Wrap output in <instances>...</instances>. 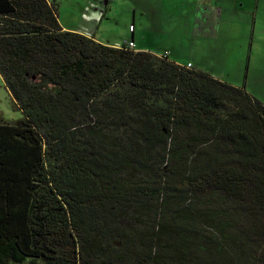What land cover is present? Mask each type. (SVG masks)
I'll use <instances>...</instances> for the list:
<instances>
[{
    "label": "trees",
    "instance_id": "obj_1",
    "mask_svg": "<svg viewBox=\"0 0 264 264\" xmlns=\"http://www.w3.org/2000/svg\"><path fill=\"white\" fill-rule=\"evenodd\" d=\"M57 7L0 0V264H264V102Z\"/></svg>",
    "mask_w": 264,
    "mask_h": 264
},
{
    "label": "rangeland",
    "instance_id": "obj_2",
    "mask_svg": "<svg viewBox=\"0 0 264 264\" xmlns=\"http://www.w3.org/2000/svg\"><path fill=\"white\" fill-rule=\"evenodd\" d=\"M57 1L59 21L70 19L80 2ZM137 2L141 4L139 0L135 3L133 0H110L108 10H113L114 15L104 19L98 35L102 32L104 40L122 41L123 37L130 35L129 22L134 21L140 25V21H143L142 30L148 37V45H157L159 51L169 48L173 51L170 57L177 58L182 63L190 61L199 65L202 70L218 75L216 77L243 85L264 102V20L260 19L263 16L260 11L255 21L254 15L245 6L238 7L231 14V21L221 20L219 24L211 21L209 25H200L199 30H195L194 25L190 26L184 19L179 21L173 15H167L171 17L168 18L155 0L151 12ZM133 5L138 7L136 14ZM216 27V36L206 34L216 32ZM21 114L0 73V118L12 121Z\"/></svg>",
    "mask_w": 264,
    "mask_h": 264
},
{
    "label": "crops",
    "instance_id": "obj_3",
    "mask_svg": "<svg viewBox=\"0 0 264 264\" xmlns=\"http://www.w3.org/2000/svg\"><path fill=\"white\" fill-rule=\"evenodd\" d=\"M109 1L110 0H80L78 9H76L71 15L70 19H60V23L64 28L75 29L81 31L87 35L93 36L95 39L111 44V45H121L124 40L133 39L135 49H144L150 50L157 54H168L170 57V53L173 51L169 48H165L163 50L157 49V45H148L146 40L148 39L147 35L144 34L143 29V21H140V25L136 24L134 21L129 22L128 29L130 31V35L123 37L122 41H110V39H102L103 33L100 32V36L98 35L99 28L103 23L106 17H112L114 15L113 10L109 9ZM136 0H133L135 3ZM137 2L139 5H143L144 9L151 12L153 0H139ZM155 0V3L162 8V12L167 15H173L180 20H186L189 22V25H194L195 30H199V26H206L209 25L211 21L218 22L221 20L231 21V14L234 10L238 7L245 6L249 13L254 15L255 21L258 18L259 11L263 15L260 17L261 20H264V0ZM129 4L131 2H128ZM261 4V8H260ZM252 6V8L250 7ZM134 7V14H136V8L138 7L133 5ZM259 8V9H258ZM168 18H171L167 16ZM71 22V23H70ZM193 22V24H192ZM133 23V29H130V25ZM196 26V28H195ZM208 35H217V27L216 32H206ZM150 41H152L150 39ZM152 44V43H151ZM175 61L181 64L179 59L173 58ZM191 66L195 68L202 69L199 65H195L191 62ZM210 72V71H209ZM214 74V73H213ZM216 75V74H215ZM218 76V75H216Z\"/></svg>",
    "mask_w": 264,
    "mask_h": 264
},
{
    "label": "built area",
    "instance_id": "obj_4",
    "mask_svg": "<svg viewBox=\"0 0 264 264\" xmlns=\"http://www.w3.org/2000/svg\"><path fill=\"white\" fill-rule=\"evenodd\" d=\"M130 29H133V24L130 25ZM121 44H125L126 46H129V47H134L135 46V43H134L133 39L124 40ZM186 65L187 66H191V62H188Z\"/></svg>",
    "mask_w": 264,
    "mask_h": 264
}]
</instances>
